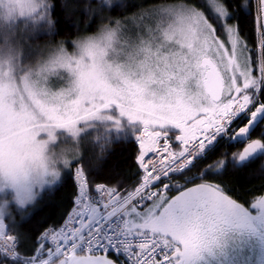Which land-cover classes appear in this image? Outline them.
<instances>
[{
    "label": "snow or ice",
    "instance_id": "6c2138e0",
    "mask_svg": "<svg viewBox=\"0 0 264 264\" xmlns=\"http://www.w3.org/2000/svg\"><path fill=\"white\" fill-rule=\"evenodd\" d=\"M93 3L0 0L9 19L36 17L27 30L29 40L56 35L61 16L71 21L82 7L92 22L107 0L96 8ZM233 18L219 0H184L160 10L159 23L152 27L129 30L120 20H108L74 45L80 61L63 43L49 54L44 71H73L76 65L79 99L72 109L53 113L58 125L78 137L82 123H108L111 127L96 141L101 154L125 132L134 136L139 152L134 182L128 186L119 176L112 183H96L83 167H75L71 210L35 238L31 251L19 246L28 238L23 233L3 239L5 217L12 208L33 206L56 182L42 180L37 191L36 183L22 175L25 160L37 149L30 117L0 104V172L11 188L0 201V264H199L230 232L253 227V220L264 222V195L251 204L258 210L254 214L224 187L205 180L229 164L264 154V0H257L258 60L252 59L253 49L238 25L230 23ZM24 39L15 31L0 33V50L6 48L11 58ZM257 129L258 137L252 138ZM221 141L243 145L242 151L231 157L221 153L189 176ZM74 160L65 169L71 170ZM181 178L183 184L175 183ZM173 191L178 194L170 196Z\"/></svg>",
    "mask_w": 264,
    "mask_h": 264
},
{
    "label": "trees",
    "instance_id": "16d2710c",
    "mask_svg": "<svg viewBox=\"0 0 264 264\" xmlns=\"http://www.w3.org/2000/svg\"><path fill=\"white\" fill-rule=\"evenodd\" d=\"M173 2L175 0H119L108 10L113 17H119L128 14H134L143 6H153L159 2ZM198 3V0H190ZM228 8L233 15L230 21L234 25H238V30L242 38L247 42L253 52L250 53L253 60L259 59V47L256 43L258 33L256 32V14L257 9L255 0H220ZM200 2V1H199ZM97 4L95 3L92 5ZM250 5V6H248ZM57 14L60 10L57 8ZM99 16L90 22L89 17L84 15L83 7L71 21L63 19L58 25V33L56 35H42L40 39L52 37L71 38L81 30L91 31L97 27ZM73 22L77 23V27H73ZM257 65H253L256 68ZM258 75L259 73H254ZM259 129L252 134V138H257ZM99 137L93 134L82 136L79 153L74 156L75 160L71 166V170H67L63 174L60 182L52 189H47L40 194L37 204L25 210L12 208L5 217L7 229L17 233H23L27 239L19 246L24 251H31L34 246L35 238L40 235L49 225L59 224L66 217L73 205V196L76 192L74 180L72 178V170L75 166L80 165L85 169L86 176L94 182L112 183L113 177L119 176L121 180L128 186L133 181V174L137 171L135 157L139 150L134 141V136L130 135L126 139L114 140L107 146L106 151L101 154L97 146ZM174 140V138H173ZM240 144L230 145L226 141H221L217 150L209 155V159L200 165L199 169H193L188 175H198L209 164L214 163L221 153L227 152L229 157L239 148ZM206 181L219 184L227 190V194L237 199L238 202L244 203L249 207L256 195L260 194L264 189V161L263 155L245 162L244 164H229L217 175H208ZM175 183H184L181 178ZM172 193V192H171ZM251 210V209H250Z\"/></svg>",
    "mask_w": 264,
    "mask_h": 264
},
{
    "label": "rangeland",
    "instance_id": "374dc122",
    "mask_svg": "<svg viewBox=\"0 0 264 264\" xmlns=\"http://www.w3.org/2000/svg\"><path fill=\"white\" fill-rule=\"evenodd\" d=\"M96 1L97 4L92 5L93 8H96L100 3L104 2V0ZM118 1L119 0H107L104 11L98 15L99 21L97 27H94L91 31L81 30L71 38L57 37L54 39L52 37H47L39 40H29L26 38L28 35L27 30L32 28L36 23V17H20L19 15H14L9 19L7 8L0 6V33L6 34L15 31L25 36L23 42L17 45V51L12 54L11 58L6 48L0 50V104L30 117L29 126L31 127L33 139L36 144L40 140L50 137L57 138L63 142L71 135L69 129L60 127L58 121L53 119L52 115L54 112H65L72 109L79 99L76 74L74 71L76 65H72L73 71H68L66 69H57L54 71L43 70V65L48 60L49 54L55 48L63 43L67 52L72 55L73 60L80 61L83 58L82 54L74 45L86 36L95 35L108 20H120L129 30H136L140 27H152L159 23L158 14L160 10L184 2V0H175L173 2L161 1L154 6L153 4L143 6L134 14H128V16L113 17L108 13V10ZM199 1L200 0L197 2L200 3ZM189 2L192 1L189 0ZM219 3L223 4L220 0ZM255 5L257 8V0H255ZM200 10L205 11L206 16L209 15L207 9L201 7ZM211 15H215L214 10ZM220 38L225 41L226 47L230 48L226 36L222 35ZM109 114L119 118L118 112L115 110H111ZM91 123L92 127H88L82 123L80 127L84 130L78 137L73 138L72 144L75 148V155L79 153L83 135L93 134L102 137L107 129L111 127L108 123ZM122 123L127 126L126 119H122ZM129 136L130 134L125 132L122 134L121 139H126ZM161 144H163V140H161ZM137 145L139 146L138 143ZM242 148L243 145L237 148L234 153H239L242 151ZM260 155H263L264 161V154ZM65 172L66 169H63L62 176ZM60 180L50 188H45V190L54 188ZM177 194L178 193L175 191L169 193L170 196H175ZM4 198H6V196L0 194V201ZM7 198L10 199V197ZM258 199L259 198L256 200ZM36 204L37 200L34 205ZM5 232L8 235L9 233L14 234L13 231L7 229V225L4 230V233ZM236 241H239V244H237V248H234L233 256H226L225 260L220 261L218 264H264V251H260L257 247H251L252 245L247 247V245L243 243L241 236ZM206 262L210 261L206 260Z\"/></svg>",
    "mask_w": 264,
    "mask_h": 264
},
{
    "label": "clouds",
    "instance_id": "9594fccd",
    "mask_svg": "<svg viewBox=\"0 0 264 264\" xmlns=\"http://www.w3.org/2000/svg\"><path fill=\"white\" fill-rule=\"evenodd\" d=\"M73 138L69 135L63 142L53 137L40 140L36 151L25 160L22 175L30 177L36 183L37 191H39V184L42 180L56 183L59 181L67 162H71L76 154L72 144ZM8 180V176L0 172V187L5 189L3 193L5 196L11 192ZM12 195L14 196L15 193L13 192Z\"/></svg>",
    "mask_w": 264,
    "mask_h": 264
},
{
    "label": "flooded vegetation",
    "instance_id": "af4514ba",
    "mask_svg": "<svg viewBox=\"0 0 264 264\" xmlns=\"http://www.w3.org/2000/svg\"><path fill=\"white\" fill-rule=\"evenodd\" d=\"M199 182L200 181H197V183ZM191 186L193 185H186V187ZM262 195H264V189L260 194L256 195V197L259 198ZM256 197L253 199L252 204L257 201ZM250 204L249 208L251 209ZM251 211L255 214L258 210L251 209ZM252 224L253 227L251 228H241L230 232L218 247H213L211 252L204 253L203 259L199 262V264H218L220 261L225 260L226 256L232 257L234 248H237V244H239V241L236 240H238L240 236L243 239V243L247 245V247H250V245H252L251 247H257L260 249V251H264V222L253 220ZM243 232L246 234H244ZM206 260H209L210 262H206Z\"/></svg>",
    "mask_w": 264,
    "mask_h": 264
},
{
    "label": "built area",
    "instance_id": "2783aa9c",
    "mask_svg": "<svg viewBox=\"0 0 264 264\" xmlns=\"http://www.w3.org/2000/svg\"><path fill=\"white\" fill-rule=\"evenodd\" d=\"M257 9V8H256ZM171 142V141H170ZM139 147V146H138ZM75 167H81L80 165H78V166H75ZM75 167H74V169H73V171H72V178H73V173H74V171H75ZM75 183V182H74ZM73 206V205H72ZM71 210V209H70ZM69 210V211H70Z\"/></svg>",
    "mask_w": 264,
    "mask_h": 264
},
{
    "label": "bare ground",
    "instance_id": "6f19581e",
    "mask_svg": "<svg viewBox=\"0 0 264 264\" xmlns=\"http://www.w3.org/2000/svg\"><path fill=\"white\" fill-rule=\"evenodd\" d=\"M7 235H8V234L5 232V233H4V237H3L4 240H7ZM9 235H10V233H9Z\"/></svg>",
    "mask_w": 264,
    "mask_h": 264
}]
</instances>
